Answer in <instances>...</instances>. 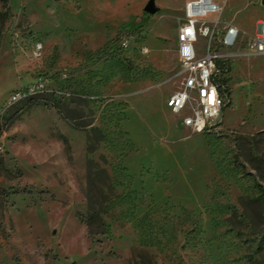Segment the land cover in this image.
Returning a JSON list of instances; mask_svg holds the SVG:
<instances>
[{
    "label": "rangeland",
    "instance_id": "obj_1",
    "mask_svg": "<svg viewBox=\"0 0 264 264\" xmlns=\"http://www.w3.org/2000/svg\"><path fill=\"white\" fill-rule=\"evenodd\" d=\"M8 1L4 16L0 0V264H264V56L226 60L230 104L219 126L198 134L167 107L183 82L185 0H155L149 18L150 0ZM216 1L221 27L240 28L232 51L242 52L264 23V0ZM123 32L127 46L113 43ZM37 42L43 56L32 60ZM39 79L67 93L62 114L9 103ZM90 160L106 173L96 184ZM87 193L107 227L95 238L81 221ZM257 199L247 211L240 204Z\"/></svg>",
    "mask_w": 264,
    "mask_h": 264
},
{
    "label": "built area",
    "instance_id": "obj_2",
    "mask_svg": "<svg viewBox=\"0 0 264 264\" xmlns=\"http://www.w3.org/2000/svg\"><path fill=\"white\" fill-rule=\"evenodd\" d=\"M223 10L224 7L215 0H191L185 5L184 17L177 30L176 51L183 82L181 88L168 98L167 107L176 115L183 114L181 125L198 134L219 126L223 111L230 104L218 62L225 63L234 56H264V23L259 24L245 49L237 53L232 50L240 44L241 30L235 25L221 27ZM122 46H127V40ZM43 50V44L37 42L29 57L40 60ZM54 92L62 94L64 91H51L46 80L39 79L33 88L13 93L9 103Z\"/></svg>",
    "mask_w": 264,
    "mask_h": 264
},
{
    "label": "trees",
    "instance_id": "obj_3",
    "mask_svg": "<svg viewBox=\"0 0 264 264\" xmlns=\"http://www.w3.org/2000/svg\"><path fill=\"white\" fill-rule=\"evenodd\" d=\"M3 2V8L4 11L6 10L5 13H3L2 15H7L8 11H9V1L8 0H2ZM144 15L146 17H150L149 14H147L146 12L144 13ZM128 35L123 32L120 33L117 37L116 40L113 41V43H115L116 45H122L125 42V38ZM106 51H110V48L107 47L99 49L94 55H98L100 57L104 56L106 54ZM218 68L220 70V72L222 73V75L225 74V72H227L228 67L226 65V63H223L221 61L218 62ZM227 82L228 80L223 78L222 79V83L225 85L226 87V92L229 94V90L227 88ZM62 91V90H60ZM65 92V91H64ZM62 94H58L56 92L54 93H50V94H35V95H31L26 97L24 100H22L21 103H23V105H28V106H39V105H44V106H48V107H53L55 109H57L59 111L60 114L63 113V108L65 107V103L63 100H67L68 97L65 93ZM64 119H69V117L62 115ZM6 120H9V123H12L13 120L16 118H12L9 114L5 116ZM94 132L99 133V130H94ZM99 137L97 140H101ZM92 138L90 137L89 139V147H88V151L89 153H92L95 150V146L92 143ZM94 168H95V163L90 160L89 161V169H88V180L90 182V184H96L97 181V177H99L100 175H105L106 173L104 170H98L94 172ZM95 197L91 194V193H87V200H88V206H89V213L85 218H82V222H84L86 224V226L88 227L89 230V234L91 238H95L98 235H104L106 232L105 230H107V227L102 219V211L96 208V204H95ZM264 199V198H262ZM261 202V199H257V200H252V201H248V202H243L241 201L240 204L243 207L244 210L247 211V206L255 204ZM246 213V212H245ZM243 214L246 219L250 222V224L253 223V220L246 214Z\"/></svg>",
    "mask_w": 264,
    "mask_h": 264
},
{
    "label": "water",
    "instance_id": "obj_4",
    "mask_svg": "<svg viewBox=\"0 0 264 264\" xmlns=\"http://www.w3.org/2000/svg\"><path fill=\"white\" fill-rule=\"evenodd\" d=\"M145 12L149 15H155L157 12V8L155 6V0H150L147 7L145 8Z\"/></svg>",
    "mask_w": 264,
    "mask_h": 264
},
{
    "label": "crops",
    "instance_id": "obj_5",
    "mask_svg": "<svg viewBox=\"0 0 264 264\" xmlns=\"http://www.w3.org/2000/svg\"><path fill=\"white\" fill-rule=\"evenodd\" d=\"M185 1H186V3H187V2H189V1H191V0H185ZM215 2H216V3H219V2H217L216 0H215ZM235 26H236V25H235ZM239 29H240V28H239ZM167 100H168V99H167ZM183 127H184V126H183Z\"/></svg>",
    "mask_w": 264,
    "mask_h": 264
}]
</instances>
